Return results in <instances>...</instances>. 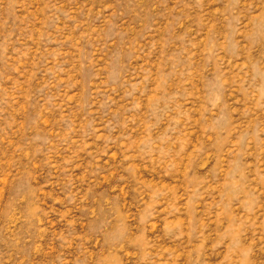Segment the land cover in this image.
I'll use <instances>...</instances> for the list:
<instances>
[{
	"label": "rangeland",
	"instance_id": "rangeland-1",
	"mask_svg": "<svg viewBox=\"0 0 264 264\" xmlns=\"http://www.w3.org/2000/svg\"><path fill=\"white\" fill-rule=\"evenodd\" d=\"M0 264H264V0H0Z\"/></svg>",
	"mask_w": 264,
	"mask_h": 264
}]
</instances>
